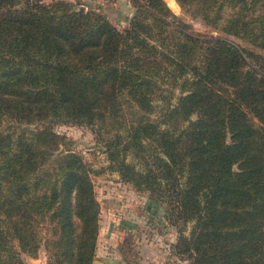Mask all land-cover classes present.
<instances>
[{"label": "trees", "instance_id": "trees-1", "mask_svg": "<svg viewBox=\"0 0 264 264\" xmlns=\"http://www.w3.org/2000/svg\"><path fill=\"white\" fill-rule=\"evenodd\" d=\"M164 2L131 0L119 30L65 0H0V264L39 246L45 264L92 262L93 170L55 153L56 124L95 128L108 169L165 205L188 264H264V56ZM175 2L264 52V0Z\"/></svg>", "mask_w": 264, "mask_h": 264}, {"label": "rangeland", "instance_id": "rangeland-1", "mask_svg": "<svg viewBox=\"0 0 264 264\" xmlns=\"http://www.w3.org/2000/svg\"><path fill=\"white\" fill-rule=\"evenodd\" d=\"M53 1L27 0L28 3L45 4ZM65 1L71 3L74 10L82 6V11L91 10L102 15L119 30L126 27L134 12L131 0ZM164 1L193 33L223 37L264 56V52L190 17L175 0ZM17 128L25 132L33 131L32 127L26 125H17ZM52 128L62 138L55 153H64L68 149L78 154L93 170L90 179L99 204V228L93 264H101L102 261L104 264H188L185 255L175 250L178 233L164 213L165 205L155 203L147 191L136 190L131 184L121 181L116 172L108 169L104 144L96 137L95 128L77 124H56ZM182 229V233L187 235L188 224ZM21 259L27 264H45L44 249L39 246L33 258L21 254Z\"/></svg>", "mask_w": 264, "mask_h": 264}, {"label": "crops", "instance_id": "crops-1", "mask_svg": "<svg viewBox=\"0 0 264 264\" xmlns=\"http://www.w3.org/2000/svg\"><path fill=\"white\" fill-rule=\"evenodd\" d=\"M97 237V236H96ZM95 250H96V243H95ZM95 254V253H94ZM94 258V257H93ZM91 264H93V259H92V262H91ZM101 264H104V262L102 261V263Z\"/></svg>", "mask_w": 264, "mask_h": 264}, {"label": "water", "instance_id": "water-1", "mask_svg": "<svg viewBox=\"0 0 264 264\" xmlns=\"http://www.w3.org/2000/svg\"><path fill=\"white\" fill-rule=\"evenodd\" d=\"M75 2H77V1H75ZM79 11H82L83 10V7L82 6H79V9H78ZM29 131H31V130H29Z\"/></svg>", "mask_w": 264, "mask_h": 264}]
</instances>
